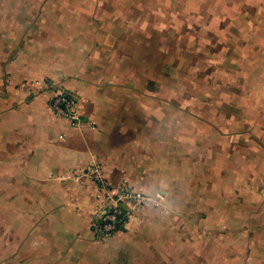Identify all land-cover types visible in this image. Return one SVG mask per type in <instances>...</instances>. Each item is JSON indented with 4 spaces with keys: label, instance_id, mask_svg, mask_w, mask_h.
<instances>
[{
    "label": "crops",
    "instance_id": "1",
    "mask_svg": "<svg viewBox=\"0 0 264 264\" xmlns=\"http://www.w3.org/2000/svg\"><path fill=\"white\" fill-rule=\"evenodd\" d=\"M0 1L29 3L0 8V33L23 39L0 55V264H154L152 241L161 248L162 239L149 226L166 222L145 215L154 202L168 213L179 208L175 196L185 202L188 157L183 140L169 138L163 106H154L160 90L138 88L136 72H122L120 61L103 54L120 49L96 38L113 31L98 19L105 0ZM10 18L19 23L8 25ZM51 82L75 97L77 128L54 111ZM94 166L112 185L149 198L112 237L98 228ZM168 251L162 242L159 264H167Z\"/></svg>",
    "mask_w": 264,
    "mask_h": 264
},
{
    "label": "rangeland",
    "instance_id": "2",
    "mask_svg": "<svg viewBox=\"0 0 264 264\" xmlns=\"http://www.w3.org/2000/svg\"><path fill=\"white\" fill-rule=\"evenodd\" d=\"M17 4L29 5L0 8ZM103 10L113 31L96 38L120 44L103 54L136 72L138 88L160 90L154 106L188 155L185 202L175 196L169 213L154 202L145 215L166 222L149 227L169 245L167 264H264V0H105ZM22 40L0 33V55Z\"/></svg>",
    "mask_w": 264,
    "mask_h": 264
},
{
    "label": "built area",
    "instance_id": "3",
    "mask_svg": "<svg viewBox=\"0 0 264 264\" xmlns=\"http://www.w3.org/2000/svg\"><path fill=\"white\" fill-rule=\"evenodd\" d=\"M48 85L52 89L51 102L54 111L66 117L71 127L77 128L81 124L82 114L75 97L61 84L51 82ZM91 171L102 193L97 212L100 221L98 228L104 237H112L124 228L140 207L149 202V198L127 184L118 187L112 185L98 166L92 167Z\"/></svg>",
    "mask_w": 264,
    "mask_h": 264
},
{
    "label": "bare ground",
    "instance_id": "4",
    "mask_svg": "<svg viewBox=\"0 0 264 264\" xmlns=\"http://www.w3.org/2000/svg\"><path fill=\"white\" fill-rule=\"evenodd\" d=\"M46 82V81H45ZM43 83V82H42Z\"/></svg>",
    "mask_w": 264,
    "mask_h": 264
}]
</instances>
